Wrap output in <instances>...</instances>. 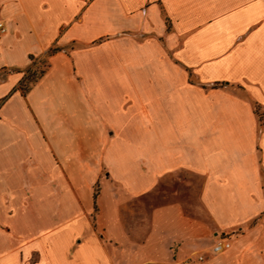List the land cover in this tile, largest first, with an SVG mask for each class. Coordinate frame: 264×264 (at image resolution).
Masks as SVG:
<instances>
[{"label":"crops","instance_id":"crops-1","mask_svg":"<svg viewBox=\"0 0 264 264\" xmlns=\"http://www.w3.org/2000/svg\"><path fill=\"white\" fill-rule=\"evenodd\" d=\"M0 20V264H264V0Z\"/></svg>","mask_w":264,"mask_h":264},{"label":"built area","instance_id":"built-area-1","mask_svg":"<svg viewBox=\"0 0 264 264\" xmlns=\"http://www.w3.org/2000/svg\"><path fill=\"white\" fill-rule=\"evenodd\" d=\"M8 31V27L4 21L0 20V36L5 35ZM231 242L230 240H221L219 241L213 248H212V254H218L225 250L230 249ZM199 260L203 261L204 256H200Z\"/></svg>","mask_w":264,"mask_h":264},{"label":"rangeland","instance_id":"rangeland-1","mask_svg":"<svg viewBox=\"0 0 264 264\" xmlns=\"http://www.w3.org/2000/svg\"><path fill=\"white\" fill-rule=\"evenodd\" d=\"M46 60H42V61H39L35 66H34V71H37L36 72V76H38L39 75V73L41 72V71H43L45 68H46ZM32 78L33 77H31L30 76V80H32ZM36 78V77H35ZM31 84V83H30ZM29 84V85H30Z\"/></svg>","mask_w":264,"mask_h":264},{"label":"trees","instance_id":"trees-1","mask_svg":"<svg viewBox=\"0 0 264 264\" xmlns=\"http://www.w3.org/2000/svg\"><path fill=\"white\" fill-rule=\"evenodd\" d=\"M36 72H37V71L30 70L27 79H29V81H30V76H31V77H33V78H32V81H34V80L37 78V76H36ZM42 73H43V71L40 72V74H42ZM35 77H36V78H35ZM23 87H24V85L22 84V88H23ZM26 89H27V88H24V90H26ZM95 199H96V197H95Z\"/></svg>","mask_w":264,"mask_h":264}]
</instances>
